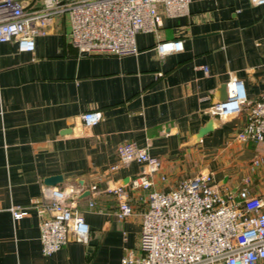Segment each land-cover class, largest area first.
<instances>
[{"label": "crops", "instance_id": "0c3cea01", "mask_svg": "<svg viewBox=\"0 0 264 264\" xmlns=\"http://www.w3.org/2000/svg\"><path fill=\"white\" fill-rule=\"evenodd\" d=\"M22 3L33 9L43 0ZM68 31L67 14L59 12L36 35L33 50L0 42V264H121L127 248L137 249L147 192L171 189L199 171L213 170L222 188L249 176L251 192L264 193V142L235 137L246 110L225 119L208 110L231 78L250 99L264 93V3L191 0L187 14L163 16L155 29L138 31L133 54H80ZM176 38L181 50H156L158 41ZM89 109L101 110L102 118L84 128L81 114ZM211 116L214 128L197 140ZM125 140L160 159L149 188L130 185L143 163L111 168ZM255 157L261 161L253 167ZM52 174L63 176L54 186L89 232L44 254L38 206ZM117 185L133 205L124 218L114 213L119 196L109 190ZM12 205L27 213L13 218Z\"/></svg>", "mask_w": 264, "mask_h": 264}, {"label": "built area", "instance_id": "2783aa9c", "mask_svg": "<svg viewBox=\"0 0 264 264\" xmlns=\"http://www.w3.org/2000/svg\"><path fill=\"white\" fill-rule=\"evenodd\" d=\"M191 0H43L42 6L25 8L22 0H0V42L14 40L20 51L33 50L35 37L44 33L50 17L66 13L68 37L80 54H133L139 51L135 34L153 30L163 16L187 14ZM264 3V0H253ZM160 54L181 50V38L158 41ZM207 71V66H202ZM225 100L208 110L225 119L245 109L246 121L235 137L241 141L264 142V93L247 97L243 84L228 80ZM102 118L99 109L81 114L82 126L89 128ZM118 162L143 163L145 169L131 178L133 188H149L151 174L161 167L160 159L147 146L125 140L117 147ZM261 159L255 157L253 167ZM165 174H160L164 180ZM244 176L235 188L214 180L213 170L199 171L180 180L168 190L150 189L147 207L141 212V231L136 250L127 248L121 264H258L264 258V193H252ZM95 186H92V189ZM119 196L114 213L124 218L133 205L122 185L110 188ZM44 201L38 206L41 250L50 254L61 248L70 235L79 240L88 236L83 216L66 201L55 186L44 187ZM93 205V202H90ZM13 218L27 213L20 205L10 207Z\"/></svg>", "mask_w": 264, "mask_h": 264}, {"label": "water", "instance_id": "95a60500", "mask_svg": "<svg viewBox=\"0 0 264 264\" xmlns=\"http://www.w3.org/2000/svg\"><path fill=\"white\" fill-rule=\"evenodd\" d=\"M82 54H87V53H82ZM226 83H223L220 86V100H225L227 98V88H226ZM214 124H215V118L213 116H211L206 122L205 124H203L202 126H200V128L198 129V131L195 134L196 139H200L203 135L207 134L208 132H210L213 128H214ZM63 180V176L61 174H52L49 176H46L44 178V183L46 185L49 186H54L56 183L60 182ZM89 190H86L85 194L88 193Z\"/></svg>", "mask_w": 264, "mask_h": 264}]
</instances>
